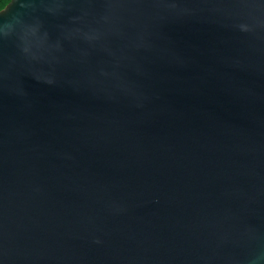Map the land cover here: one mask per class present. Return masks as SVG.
<instances>
[{"label": "water", "instance_id": "water-1", "mask_svg": "<svg viewBox=\"0 0 264 264\" xmlns=\"http://www.w3.org/2000/svg\"><path fill=\"white\" fill-rule=\"evenodd\" d=\"M0 264H264V0H11Z\"/></svg>", "mask_w": 264, "mask_h": 264}, {"label": "trees", "instance_id": "trees-1", "mask_svg": "<svg viewBox=\"0 0 264 264\" xmlns=\"http://www.w3.org/2000/svg\"><path fill=\"white\" fill-rule=\"evenodd\" d=\"M10 2L11 0H0V11L3 10Z\"/></svg>", "mask_w": 264, "mask_h": 264}]
</instances>
